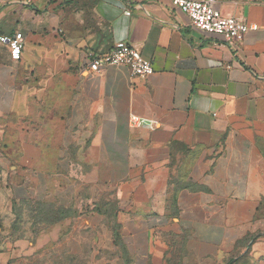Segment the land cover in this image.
<instances>
[{"label": "crops", "instance_id": "1", "mask_svg": "<svg viewBox=\"0 0 264 264\" xmlns=\"http://www.w3.org/2000/svg\"><path fill=\"white\" fill-rule=\"evenodd\" d=\"M232 45L170 0H0V264H264V0ZM135 44L153 74L89 69ZM138 118V122L134 118Z\"/></svg>", "mask_w": 264, "mask_h": 264}, {"label": "built area", "instance_id": "2", "mask_svg": "<svg viewBox=\"0 0 264 264\" xmlns=\"http://www.w3.org/2000/svg\"><path fill=\"white\" fill-rule=\"evenodd\" d=\"M172 5L184 12L193 27L205 32L221 35L224 40L232 45L236 40H241L250 29L256 26L247 24L243 18L233 15H223L218 6V0H170ZM0 41L9 47L13 60H19L23 48L21 32L11 36H0ZM89 69L98 72L106 64L128 66L134 78H146L153 74L154 68L150 58L144 56L140 49L126 41L115 42L112 48L103 54H89ZM138 122V118H134Z\"/></svg>", "mask_w": 264, "mask_h": 264}, {"label": "rangeland", "instance_id": "3", "mask_svg": "<svg viewBox=\"0 0 264 264\" xmlns=\"http://www.w3.org/2000/svg\"><path fill=\"white\" fill-rule=\"evenodd\" d=\"M103 264H133L132 259L123 248H116L109 256L105 258ZM165 264H195L191 262L190 258L185 252L175 255L168 259Z\"/></svg>", "mask_w": 264, "mask_h": 264}, {"label": "trees", "instance_id": "4", "mask_svg": "<svg viewBox=\"0 0 264 264\" xmlns=\"http://www.w3.org/2000/svg\"><path fill=\"white\" fill-rule=\"evenodd\" d=\"M229 264H230V262H229Z\"/></svg>", "mask_w": 264, "mask_h": 264}]
</instances>
